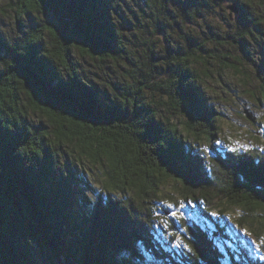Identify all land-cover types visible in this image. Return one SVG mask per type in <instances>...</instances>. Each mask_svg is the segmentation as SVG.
Listing matches in <instances>:
<instances>
[{
    "label": "trees",
    "instance_id": "16d2710c",
    "mask_svg": "<svg viewBox=\"0 0 264 264\" xmlns=\"http://www.w3.org/2000/svg\"><path fill=\"white\" fill-rule=\"evenodd\" d=\"M19 1L25 16L50 14L52 22L12 41L0 33V264H40L43 255L58 264H264L225 219L214 221L213 237L203 222L187 224L179 215L165 228L156 214L168 179L206 215L224 216L227 205L249 211L264 205V153L213 147L207 156L188 141L189 134L204 136L211 147L218 130L190 59L175 57L159 79L152 66L151 82L135 80L118 101L106 99L80 75L72 51L121 56L125 22L116 19V0ZM234 2L241 39L262 40L264 56L256 1ZM146 6L152 30L163 28L165 14L175 15L169 7L196 11L192 0H146ZM143 87L165 98L162 105L183 117L182 128L161 120ZM29 111L48 126L31 124ZM65 148L72 159L62 167L60 152L70 156ZM84 164L103 170L93 199L77 175ZM249 218L235 221L242 226ZM175 222L185 224L176 236L168 232Z\"/></svg>",
    "mask_w": 264,
    "mask_h": 264
},
{
    "label": "rangeland",
    "instance_id": "374dc122",
    "mask_svg": "<svg viewBox=\"0 0 264 264\" xmlns=\"http://www.w3.org/2000/svg\"><path fill=\"white\" fill-rule=\"evenodd\" d=\"M192 1L196 5L194 14L177 13L169 7L168 11L175 15L168 16L167 19L165 14L163 28L152 30L146 0H116L118 3L116 19L125 22L119 31L124 42L121 56L91 58L73 49L74 63L80 75L89 81L91 86L96 87L104 98L118 101L131 89L135 80L143 82L149 78L148 81L151 82L152 66L154 70L152 78L159 79L169 69L175 57L179 55L187 57L199 76L208 105L215 111L214 123L218 127L211 147L207 145L204 136L194 139L189 134L188 141L193 142L197 149L207 156L213 147L223 150H249L263 154L264 56L261 50L263 41H252L248 37L241 39L244 24L238 14L226 9L227 5L235 3L234 0ZM255 1L256 9L260 10L259 16L264 17V0H258L259 2L252 0ZM19 6V0H0V33L3 39L8 41L21 36L25 30L43 28L52 22L50 14L34 13L25 16L19 11ZM43 33L45 35L46 31ZM142 90L150 104L151 99H156L158 114L163 122H173L179 129L182 128L180 121L183 117L162 105L164 97L160 98L159 93L153 95L151 89L143 87ZM245 111L254 118V121L247 119ZM27 117L31 124L38 127L44 128L49 124L38 112L29 111ZM183 134L186 135V132ZM68 150L65 148L69 153ZM59 155L62 167L72 159L71 154L68 158L65 153L60 152ZM77 175L84 177L85 195L93 199L100 188L103 170L99 166L84 164L83 171ZM178 187V183L171 179L164 181L160 186V196L155 204L156 214L165 228L167 221L176 220L177 216L181 215L188 221L187 224L190 221L205 223L209 233L212 232V236L215 237L214 221H218L217 218L225 219L235 233L243 236L251 244L256 255L264 256V245L260 244V240L264 238V205L256 206L251 211L238 205H227L224 210L225 218L218 210H207L208 217L197 205L186 204L181 199ZM243 214H248L251 218L246 224L239 226L235 220ZM174 225L177 228L168 232H173L176 236L185 224L182 226L175 222ZM157 229L166 234V231L159 227ZM43 256L44 258L35 255L40 264H58L50 256ZM152 264H156V260L153 259Z\"/></svg>",
    "mask_w": 264,
    "mask_h": 264
},
{
    "label": "water",
    "instance_id": "95a60500",
    "mask_svg": "<svg viewBox=\"0 0 264 264\" xmlns=\"http://www.w3.org/2000/svg\"><path fill=\"white\" fill-rule=\"evenodd\" d=\"M226 9H228L231 13H234V14H236L238 11L235 4L227 5ZM231 13H230V17H231ZM245 115L247 119H249L250 121H254V118L247 111H245Z\"/></svg>",
    "mask_w": 264,
    "mask_h": 264
},
{
    "label": "snow or ice",
    "instance_id": "6c2138e0",
    "mask_svg": "<svg viewBox=\"0 0 264 264\" xmlns=\"http://www.w3.org/2000/svg\"><path fill=\"white\" fill-rule=\"evenodd\" d=\"M172 215L175 216V213H173ZM213 215H215V213H213ZM245 234L247 235V233H245ZM260 244H261V245H264V238H262V239L260 240ZM260 259H264V256H261Z\"/></svg>",
    "mask_w": 264,
    "mask_h": 264
}]
</instances>
